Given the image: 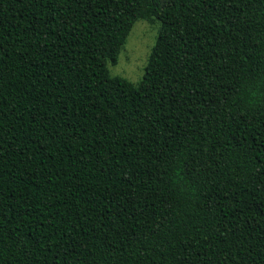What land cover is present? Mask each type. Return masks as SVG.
Wrapping results in <instances>:
<instances>
[{"label": "trees", "instance_id": "trees-1", "mask_svg": "<svg viewBox=\"0 0 264 264\" xmlns=\"http://www.w3.org/2000/svg\"><path fill=\"white\" fill-rule=\"evenodd\" d=\"M0 264H264V0H0Z\"/></svg>", "mask_w": 264, "mask_h": 264}, {"label": "rangeland", "instance_id": "rangeland-1", "mask_svg": "<svg viewBox=\"0 0 264 264\" xmlns=\"http://www.w3.org/2000/svg\"><path fill=\"white\" fill-rule=\"evenodd\" d=\"M158 29L159 22L157 20L152 22L137 20L120 50L117 62L107 64L109 74L122 76L137 84L143 76L144 67L155 42Z\"/></svg>", "mask_w": 264, "mask_h": 264}]
</instances>
